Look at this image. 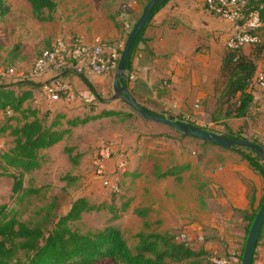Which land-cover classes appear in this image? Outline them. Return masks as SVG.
<instances>
[{
	"label": "rangeland",
	"instance_id": "1",
	"mask_svg": "<svg viewBox=\"0 0 264 264\" xmlns=\"http://www.w3.org/2000/svg\"><path fill=\"white\" fill-rule=\"evenodd\" d=\"M55 1V9L44 12L49 17L38 20L33 17L26 0H4L9 11L0 17V77L3 78L2 73L6 74L9 69H13L10 77L5 76L3 79L10 78L5 84L23 81L16 91H26L32 86L34 80L29 73L35 59L57 38L65 41L80 39L86 43L99 39L106 47L116 46L119 51L123 47L125 41L121 44L119 40L113 39L118 26H125L128 21L119 13L123 6L115 3V0ZM252 1L255 3L256 0ZM257 34L259 43L241 51L252 54L263 49L257 63L259 69L264 70L263 25L257 30ZM220 43L212 55L214 78L218 75V63L229 50L225 46V39ZM16 50L18 56L15 54ZM38 88L35 87L34 92ZM110 95H113V90ZM98 102L97 100L91 104V112L100 111L102 105ZM212 102L211 100V104ZM258 102L259 99L254 104V112H251L252 118L229 120L238 125V129L248 138L264 144V126L262 117H259L262 112L258 109ZM85 104L87 102L77 103V99L69 100L65 95L52 100L40 99L39 102H35L32 96L26 102V106L36 109L46 122L56 118L62 128L68 127V119L86 116L88 112L82 111V108L88 106ZM108 104L129 115L124 118L91 119L85 125L75 126L64 142L41 151V167L23 178L24 186L37 189L35 193L17 200L12 194V177L0 169V206L14 208L20 220L41 225L48 230L51 223L45 220V215L49 205H54L53 218L56 219L69 210L75 199L84 197L98 208L82 213L79 220L71 223L72 228L86 232L109 224L116 225L123 231L131 247L137 243L135 235L142 229V219L133 213V209L151 206L153 211L148 220L154 223L148 231H170L175 236L186 233L191 239L188 246L194 250L208 244L214 246L215 249L209 248V254L202 258L204 264H214L211 259L218 257L219 250L228 252V246L230 248L238 240L239 232L246 231L248 221L239 220V209L245 205L244 183H255L260 189V180L251 178L252 173L238 163L235 152L211 149L201 139L186 136L166 125L150 122L120 100ZM196 116L188 114L178 117L203 128L202 117ZM15 117L10 120V125L20 122V115ZM6 118L7 115H2L0 126L5 123ZM124 127L133 128L130 136ZM141 136L146 137L147 143L138 142ZM12 144V136L8 131L0 130V150L6 151ZM109 144L114 151L125 153L128 159L127 171L117 175L119 191L116 193L110 192L93 175L97 149L100 145ZM207 158L214 160L211 167L204 166ZM182 165H188V169L181 172L180 181L170 176H160L170 166ZM67 177L72 179L68 180ZM202 177L208 178L212 185L218 187L215 198L206 195L202 197ZM244 178L247 180L244 181ZM145 187L146 194L143 192ZM256 203L255 199L251 201V210ZM124 204L127 207L122 213L120 209ZM115 215H119L118 218H113ZM92 264L113 262L103 259Z\"/></svg>",
	"mask_w": 264,
	"mask_h": 264
},
{
	"label": "trees",
	"instance_id": "2",
	"mask_svg": "<svg viewBox=\"0 0 264 264\" xmlns=\"http://www.w3.org/2000/svg\"><path fill=\"white\" fill-rule=\"evenodd\" d=\"M26 1L30 5L33 17L38 20H46L49 15L45 16L44 12L52 11L56 7L55 0ZM148 1H144L143 9ZM167 1L159 0L153 8V14ZM247 7L259 10L260 19L264 26V0H256L255 3L248 0ZM8 11L9 6L4 3V0H0V17H3ZM144 27L131 45L124 71L130 67L131 55L141 38ZM17 50L15 52L16 56H18ZM241 50L229 49L224 53L218 75L214 78V91L216 93L211 120L216 123L225 125V120L230 118H252L253 116L251 113V108L254 106L253 94L247 89V86L255 74L258 57L263 49H259V51L252 54ZM119 52L121 53V51ZM0 80V121L2 115H7L5 123L0 126V130L2 132L8 131L12 136L13 143L6 151L0 150V169L12 177V194L17 200H23L27 195L37 191V189L25 187L23 178L41 167V151L54 146L65 137H68L75 126L85 125L91 119L102 117L124 118L129 115V113L121 110L103 109L98 113H93V115L87 114L80 118L69 117L71 119L67 120L68 127L62 128L61 123L56 118L46 122L45 118L40 116L36 109L25 105L32 94L30 90L16 91V88L22 85L23 81L5 84L6 81L2 77H0ZM82 80L94 92L84 76H82ZM123 82L124 79H120V83ZM17 114L20 115V122L14 126L10 125V120L15 119ZM176 118L184 122L180 117ZM184 123L195 126L190 122ZM225 127L227 129V125ZM201 129L215 133L205 128ZM221 135L232 139H245L228 131L221 133ZM250 141L257 143L255 139H250ZM203 142L208 143L207 141ZM230 149L233 151L238 150L237 152L247 161L248 165L264 177V162L255 151L245 147L244 149L248 150L245 153L237 146H232ZM187 169L188 165L172 166L160 176H171L176 181H180L181 172ZM67 179L71 180L72 178L67 177ZM252 200L253 197L250 198V201ZM263 200L264 192L255 209L239 211L242 218L248 221L244 246L249 229ZM125 206L124 204L120 209L122 213L127 207ZM97 208L86 198L78 197L71 203L65 214L59 215L55 219L53 218L54 205L51 204L48 213L45 215V220L51 223V226L50 229L45 230L41 225L29 224L20 220L14 208L0 206V264H92L103 259H110L113 264H204L202 258L209 254L204 247L198 250L190 248L184 241L177 239L178 235L175 236L170 231H148L154 223L148 220L150 212L153 211L152 207L148 206L133 209V213L142 219V229L136 233L137 243L133 247L128 244L123 231L116 225L109 224L103 228L86 232L72 228L71 223L79 220L82 213ZM118 216L115 215L113 218H118ZM263 230L264 221L256 244Z\"/></svg>",
	"mask_w": 264,
	"mask_h": 264
},
{
	"label": "crops",
	"instance_id": "3",
	"mask_svg": "<svg viewBox=\"0 0 264 264\" xmlns=\"http://www.w3.org/2000/svg\"><path fill=\"white\" fill-rule=\"evenodd\" d=\"M144 1L115 0V3L123 6V9L119 13L125 16L128 26H122L118 23V31L115 32L113 41L119 40L123 44L135 21L143 11ZM232 29V23L206 12L203 0H168L153 14L150 21L144 27L141 38L131 55L130 67L125 71L124 82L121 84L127 87L131 96L141 107L154 114L163 116L172 114L175 117H183L188 114L197 115L196 117H202V127L205 129L220 135L228 131L231 134L241 135L245 139L250 140L251 138H248L244 132H241L240 128L238 129V125L236 126L231 123L232 119L244 120L245 118H230L231 120H225L227 129L224 124L220 125L211 120L216 93L213 83L214 75L212 74V55L221 45L220 42L226 39L232 32ZM247 47L245 46L242 49H246ZM219 65L220 62L217 68H219ZM257 69H259V65ZM62 74L70 82L74 93V97L72 98L65 97L69 100L77 99V103L87 102L85 105L88 106L82 108L83 113L88 112L85 115L96 113L95 111L91 112L90 109L93 107L91 104L96 103L97 100L99 101L98 104L102 105L99 110L115 109L112 105L108 104L109 102L102 101L111 97L114 72L105 75L93 73L82 75L92 86L94 92L82 80V76L73 72H64ZM1 76L10 77L9 74L5 73H2ZM9 80L10 78L5 79V81ZM32 80H34L32 81L33 84L28 87V90L35 97L40 92L42 79ZM35 87H39L38 92H34ZM262 97L263 93L261 91H254L253 103L255 104L258 99L261 100ZM211 100L213 101L212 104ZM251 110L254 112L255 105ZM82 114H74V116ZM262 115H264V112L259 114V117L263 119L262 124L264 126V116ZM252 128L254 129V127ZM124 129L128 132V136L133 132V128L131 127H124ZM135 130L139 131L137 128ZM141 131L146 130L141 129ZM254 131L256 130L254 129ZM66 138L58 143L64 142ZM138 142L147 143L146 137L141 136ZM257 143L264 147V144L261 142L257 141ZM206 144L214 150L220 148L228 152H235L238 163L252 173L253 177L251 178L253 180L255 178L260 180V189L255 183H244L243 195L245 197V205L239 211H250L251 197L257 202L254 206L255 209L264 192L263 176L248 165L247 161L237 152L238 150L233 151L230 148L210 142ZM239 148L242 152H247L244 149L245 147ZM115 153L120 154L117 151ZM213 163V159L207 158L204 166L210 165L211 167ZM106 166L108 170L112 171L115 168V158L107 160ZM245 180L247 178H244ZM146 191L147 187L143 188L145 194ZM201 194L202 197L206 195L207 197L215 198L218 194V187L212 185L208 178L202 177ZM239 220L246 221L242 216H240ZM239 234L235 245H231L230 248L228 246V252L223 249L219 250L217 258H225L226 264H241L245 233L239 232ZM203 247L208 252L209 248L215 249L214 246L209 244ZM251 264H264V230L254 248Z\"/></svg>",
	"mask_w": 264,
	"mask_h": 264
},
{
	"label": "built area",
	"instance_id": "4",
	"mask_svg": "<svg viewBox=\"0 0 264 264\" xmlns=\"http://www.w3.org/2000/svg\"><path fill=\"white\" fill-rule=\"evenodd\" d=\"M247 5L248 0H203L206 12L232 23V32L225 39V46L228 49H242L259 42L256 31L262 25L260 13L257 8L249 9ZM119 56L118 47H106L99 39L92 43L80 39L73 41L55 39L41 51L29 73L32 79H42L40 92L34 97L35 102L40 99H56L60 95L74 97L71 85L62 73L73 72L80 76L87 73L105 75L115 72ZM12 73L13 69H9L6 74ZM247 89L252 94L258 90L263 93L258 102V109L264 112V70L256 69ZM111 158H115V168L112 171L106 166V161ZM127 160L126 154H116L111 144L100 145L95 153L94 179L110 192H118L117 175L127 171ZM177 239L184 241L186 245L191 240L186 233L179 234ZM211 261L214 264H226L225 258H212Z\"/></svg>",
	"mask_w": 264,
	"mask_h": 264
},
{
	"label": "water",
	"instance_id": "5",
	"mask_svg": "<svg viewBox=\"0 0 264 264\" xmlns=\"http://www.w3.org/2000/svg\"><path fill=\"white\" fill-rule=\"evenodd\" d=\"M158 1L159 0L148 1L142 13L135 21L131 30L129 31V34L127 35L126 40L121 49L117 67L113 75V83H112L113 95L108 99H104L102 101L112 102L114 100H120L124 104H126L129 108H131L134 112L142 116L144 119L171 127L176 131L182 132L186 136L198 138L226 148H230L232 146L250 148L253 151H255L261 158L262 162H264V147H262L260 144L247 139H232V138L224 137L220 134L206 131L197 126H190L187 123L177 120L176 117L172 114L163 116L159 114L149 113L134 100V98L129 93L127 87L120 83V79L125 78L124 65L128 58L131 45L134 39L136 38V36L141 31V29L153 16V8L158 3ZM263 221H264V200L249 229L247 240L242 254L241 264L252 263L254 248Z\"/></svg>",
	"mask_w": 264,
	"mask_h": 264
}]
</instances>
